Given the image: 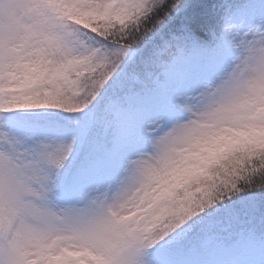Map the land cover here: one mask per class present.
<instances>
[{"label":"snow or ice","instance_id":"6c2138e0","mask_svg":"<svg viewBox=\"0 0 264 264\" xmlns=\"http://www.w3.org/2000/svg\"><path fill=\"white\" fill-rule=\"evenodd\" d=\"M0 0V264H264V0Z\"/></svg>","mask_w":264,"mask_h":264},{"label":"trees","instance_id":"16d2710c","mask_svg":"<svg viewBox=\"0 0 264 264\" xmlns=\"http://www.w3.org/2000/svg\"><path fill=\"white\" fill-rule=\"evenodd\" d=\"M187 7L184 12L175 18L174 23L179 25L187 22L194 36L206 39V31L215 23V6L219 0H185Z\"/></svg>","mask_w":264,"mask_h":264}]
</instances>
